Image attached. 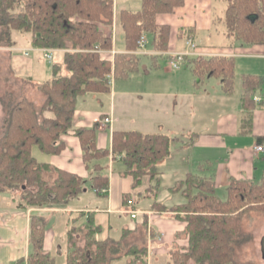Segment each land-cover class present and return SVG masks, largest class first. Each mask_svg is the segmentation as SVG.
<instances>
[{"label":"trees","instance_id":"obj_1","mask_svg":"<svg viewBox=\"0 0 264 264\" xmlns=\"http://www.w3.org/2000/svg\"><path fill=\"white\" fill-rule=\"evenodd\" d=\"M183 3L184 0H142L138 10L121 9L118 17L126 51L111 55L104 54L102 49L113 48L110 27L114 0H3L0 20L4 27L2 35L7 36L9 45L15 43L12 30L18 29L30 31L31 43L35 46L65 50L59 58L52 59L51 76L36 82L46 94L39 108L26 97L4 103L5 118L0 123V198L2 192L32 184L36 191L23 189L17 207L65 204L78 196L84 190L83 177L39 161L32 152L34 145L47 153L60 152L64 147L61 136L74 130L82 144L83 160L92 170L91 188L97 194H106L104 189L109 185V175L104 173V166L98 160L111 154L123 163V172L132 175L136 185L144 175L150 176L153 183L147 188V194L154 197L152 208L172 211L173 216L186 222L178 234L188 237L187 244L171 251L164 264H256L249 259H238L235 244L242 233L240 209L264 204V176L259 182L232 179L227 196L221 198L216 194L212 176L191 171L170 187L173 191H182L186 201L168 206L157 200L159 164L170 155L172 140L176 137L163 131L113 130L111 148L106 149L96 144L95 126L74 127L79 96L110 91L112 77H128L138 67L140 56L136 50L144 32L152 35L155 49H167L170 24L158 23L157 14L173 12ZM12 8L17 9L16 13L11 12ZM224 22L227 36L248 44L264 43V0H227ZM148 55L152 59L156 57ZM193 61L195 71L203 66L202 72L221 75L224 86H231L232 57L201 56ZM258 78L254 74L244 76V98L249 89L257 86ZM251 106H244L246 121L251 116ZM45 170L56 171L57 176L49 181L42 175ZM38 221L32 217L30 234L34 252L30 261L53 264L40 254L44 226ZM99 230L92 212L82 222L72 223L67 232L66 264H111L124 256L130 259V264L148 263V246L138 242L142 231L127 236L124 229L120 239H101L96 235Z\"/></svg>","mask_w":264,"mask_h":264},{"label":"crops","instance_id":"obj_2","mask_svg":"<svg viewBox=\"0 0 264 264\" xmlns=\"http://www.w3.org/2000/svg\"><path fill=\"white\" fill-rule=\"evenodd\" d=\"M212 6L213 0H184L183 5L177 6L173 12L158 13V23L170 24L168 47L165 50H157L152 46V42L149 44L147 40L146 47L148 50L146 48L142 49V53L156 55L152 60L155 65H158L159 58L167 61V55L163 53L164 51L186 49L188 47L186 43L188 37L198 41L195 39L197 26L207 29L212 28L214 18ZM124 8L130 9L127 7H122L121 9ZM187 9L194 10V17L198 16V18L192 17V13H189L188 16L185 15L187 19H182L181 21L184 22V25L189 26V29H180L183 26L181 23L178 27L175 24L174 27L168 17L171 14L180 16ZM114 11L117 20L119 15L116 9V0H114ZM148 35L152 40V35ZM209 44L207 43V45ZM207 45L197 44V49L200 51L214 53L204 57L214 55L232 57L235 66L234 78L237 73L241 77L240 91L235 100V112L231 115L216 117L213 127L206 123L191 124L192 116L189 120V101L184 102L185 100H183V102H179L177 99H173L169 106H165L163 102L153 101H150V105H147L143 101V96L135 97L136 100L134 101L129 98L128 100L121 99L117 101L116 96L112 95L109 108H106L104 102H101L99 98L102 92H87L82 96H90L92 94L91 96L97 98L99 102H81L79 106H76L74 113V127H96V144L99 148H111L113 130L163 131L176 137L172 140L170 155L159 164V184H163V179L166 176L168 178L171 174L172 182L167 184L169 190L174 193H182V198L177 197L176 200L170 197L162 198L161 194H159V185L157 200L168 206L186 201V196L182 191H173L170 187L184 179L187 173L191 171H199L212 176L215 181L216 194L221 198L227 196V186L232 179L259 182L264 176V151H257L254 148L260 142L259 139L264 138V43L248 44L238 38L227 36L226 43H220L219 46ZM27 47L29 46H9L10 68L16 75L31 79L33 72L36 75L33 76V79H36V82L41 81L39 80L41 79L39 76L40 55L29 57L30 52L28 55L24 54L21 48ZM113 49L115 52L126 51L125 44L121 47L114 45ZM136 52L141 54L137 50ZM108 54L113 55V53ZM194 58L196 57H190V61L185 66L192 64V62L194 63ZM235 61L238 62L237 65ZM167 68L171 67L168 65ZM209 73V76H211L212 73ZM248 74L258 75L259 81L254 89L248 90L249 92L244 98L243 94L246 86H244L243 80L244 76ZM230 85L229 88H232V83ZM223 87L227 92L230 91L228 87L224 86V82ZM174 97L176 98V96ZM185 103L187 110L184 109ZM246 105H252L251 116L247 121L243 117L246 110L244 106ZM132 108H135L134 112L131 111ZM106 118H109L108 123H106ZM61 138L64 142V147L60 152L47 153L41 150L39 153L40 158H36L59 169L80 175L86 180L84 190L65 204L17 207V203H15L14 207L7 208H3L1 204L0 264H6L5 259L6 257L8 259V256L16 260V263L24 259L31 260L30 255L34 252V243L30 234L31 220L35 216L39 220V225L43 224L44 226L47 220L42 214L37 212L45 210L58 212L59 217L58 231L52 227L47 232L44 226L43 246L40 250V254L50 259L53 264H56L57 255H62L63 253L65 254L64 264H66V254L69 250L68 229L72 223L82 222L88 212L93 213L96 223L100 225V230L96 234L97 238L110 237L120 239L124 229H127V236L143 233L147 239L148 264H164L169 258L171 251L187 244V236L178 234L185 227L186 222L173 216L174 212L172 211H160L152 208L154 197L147 194V188L153 183L149 175H144L140 183L136 185L134 177L123 172V163L109 154L98 160L104 166V173L109 175L108 189L105 191L106 194H97L91 188L90 178L92 177V170L83 160V148L78 134L74 130H70L63 134ZM174 148L176 149L175 151ZM173 151L179 153L175 158H173ZM196 164L197 167L194 170ZM89 191L94 192L97 196L99 195L104 201L94 205V202L76 204L69 210V203L84 197ZM221 193L225 196H221ZM126 195H128V198L133 197L135 199L133 205L130 206L126 202ZM141 198L149 199L150 202L141 205ZM9 202L13 204V201L9 200ZM128 208L137 209L139 211L138 217H132L127 211ZM63 211L66 213H63ZM145 219L147 223L143 224ZM142 225H145L146 229L145 227L144 229L141 228ZM151 238H157V242L151 243L149 241ZM247 240L248 237L242 232L238 237L237 246ZM243 250L246 252L249 249L245 247ZM260 252L259 261L260 264H264V236H261ZM247 257L253 258V256ZM123 258L115 260V262H120ZM189 264L194 263L190 262Z\"/></svg>","mask_w":264,"mask_h":264},{"label":"rangeland","instance_id":"obj_3","mask_svg":"<svg viewBox=\"0 0 264 264\" xmlns=\"http://www.w3.org/2000/svg\"><path fill=\"white\" fill-rule=\"evenodd\" d=\"M8 2V1H7ZM11 3L7 4L8 6ZM141 5V0H116V9L118 10V15L120 9L122 7H127L130 9H138ZM183 5V4H182ZM226 0H213V24L212 28L207 29L204 27L197 26L196 29V37L195 39L198 41L194 42L200 45H207V43H214L209 44L207 46H219L220 43L227 42V33L225 29L224 23V15H225V8H226ZM12 7V6H10ZM14 7V6H13ZM3 9V0H0V17H1V10ZM17 9L12 8V13H16ZM192 13V17H194L195 11L194 10H185L181 13L180 16H176L171 14L168 17V20L174 25L178 27L181 23L183 26L181 28H185V30L189 29V26L184 25V22H181L182 19H187L185 15H189ZM198 18V16L194 17ZM111 30L113 33V46L121 47L124 46V34L123 29L119 23V17L116 20V16L114 15L113 23L111 25ZM172 28V27H171ZM4 27L1 25L0 20V123H2L3 119L5 118V104L6 102H14L23 97L33 100L36 104V107L39 108L40 104L45 99V92L36 86V79H33V76H36L35 73L32 72V79L21 77V75H16L12 68H10V61L8 56L9 46L12 45H22V46H29L27 48H21L22 52L26 55L29 54V57H34L35 55H40V78L39 80H46L51 76V67H52V60L47 54H51L56 59L59 58L60 54L65 50V48H58V47H47V46H35L31 43V32H21L18 29L12 30V37L15 40V43L9 45L8 38L6 35H2V30ZM179 29V30H180ZM174 30V28H173ZM188 32V31H187ZM148 40L149 44L151 42V37L148 35L149 33H143ZM189 34V33H188ZM151 35V34H150ZM191 37H188L190 39ZM187 39V40H188ZM201 42V43H200ZM216 43V44H215ZM31 45V46H30ZM147 49V47L145 46ZM155 49V48H154ZM33 50V51H32ZM148 50V49H147ZM158 50V49H157ZM40 51V52H35ZM104 54L107 53H115L113 48L109 50H103ZM139 54V63L138 67L129 73L128 77L118 76L111 78V89L110 91L102 92L99 95L101 102L103 101L106 108H109L110 101L112 99V95L116 96L118 100H136L135 97L143 96V101L146 102L147 105H150V101L153 102H163L165 106L171 105V101L173 99H177L179 102H183V100L189 101V120L191 118V124H202L206 123L213 127L215 125V118L231 115L235 112V100L237 95L239 94L240 87H241V77L237 73L234 80L232 81V88H229L227 92L226 89L223 87V77L221 75L213 73L211 76L209 72L203 71L201 69L196 70L195 64H182L179 68L168 67V60L166 61L163 58H159L158 65H155L152 57L148 54H143L140 52ZM197 57V56H196ZM190 61V60H189ZM236 65L238 64L235 61ZM235 67V66H234ZM236 72V68H235ZM39 78V77H38ZM92 95V94H91ZM79 96L76 106H79L81 102H99V100L93 96ZM176 96V98L174 97ZM130 101V100H129ZM94 103V104H95ZM100 104V103H99ZM157 104V103H156ZM185 108L186 103L184 104ZM95 107V106H94ZM135 108L131 109L134 112ZM218 117V118H219ZM109 121H106L108 123ZM2 134V130H0V136ZM176 149L174 148V151ZM40 149L34 145L32 147L33 154L40 158L39 153ZM173 151V158L177 157L179 153ZM197 164L194 167L196 169ZM43 177L47 180L51 181L53 178L57 176L56 171H48L45 170L42 173ZM169 178V179H168ZM167 176L163 179V184L160 183V192L162 198H171L175 199L177 197L182 198L181 192H171L167 184L172 182V176ZM33 189L36 191L35 185H25L23 188L17 187L12 189L11 191H5L1 194V201L0 205L3 208L7 207H14L15 203L19 201L21 198L20 196L23 195V189ZM4 196V200H3ZM12 196H14L12 198ZM221 196H225L221 193ZM6 197V198H5ZM98 197V198H97ZM103 197V196H102ZM167 199V200H171ZM9 200L13 201V204L9 202ZM15 201V202H14ZM104 199H102L99 195L97 196L94 192H87V194L75 200L73 203H69V210L71 207H74L76 204H89L94 202V204H98L99 202L102 203ZM149 199L141 198L140 203L141 205L145 203H149ZM170 202V201H169ZM100 203V204H101ZM12 204V206H11ZM240 220H241V229L244 235L248 237V240L242 242L240 245L235 244L236 256L238 259L242 260H252L256 264H260L259 258L261 256L260 252V242L261 236H264V204H255L245 206L244 208L240 209ZM38 214H42L45 219L47 220L44 224L46 231L48 232L49 229L54 227L58 231V212H54L52 210H45L42 212H37ZM63 213H66L63 211ZM51 232V231H50ZM49 232V233H50ZM113 232V230H112ZM48 235V233H47ZM160 235V234H158ZM162 236V234H161ZM182 236V234L180 235ZM188 238V237H187ZM157 238H151L149 240L151 243L157 242ZM146 236L141 235L138 239L140 244L146 243ZM169 242V241H168ZM150 243V244H151ZM248 247L249 250L244 252V248ZM247 256H253L251 259ZM56 264H64L65 263V254L57 255L56 257ZM6 264H17L16 260H13L8 256L5 259ZM111 264H130L129 259L124 257L120 262L113 261ZM148 264V263H147Z\"/></svg>","mask_w":264,"mask_h":264},{"label":"built area","instance_id":"obj_4","mask_svg":"<svg viewBox=\"0 0 264 264\" xmlns=\"http://www.w3.org/2000/svg\"><path fill=\"white\" fill-rule=\"evenodd\" d=\"M146 37L144 34L138 40L139 47L137 51L142 52V49H145L146 46ZM188 47L184 50H175V51H164L163 53L167 55L168 65L170 67L179 68L182 64H185L189 61L190 57H201L212 55L214 53H208L205 51H200L197 49V44L194 42L192 38L187 40ZM50 57V60L54 58L51 54H47ZM109 121V118H106ZM257 151H264V141L258 142L255 147ZM107 189H104L106 191ZM127 203L131 206L135 203V199L133 197L129 198ZM127 211L130 213L132 217H138L139 211L135 208H128ZM17 264H40V263H32L29 259H24L19 261Z\"/></svg>","mask_w":264,"mask_h":264}]
</instances>
